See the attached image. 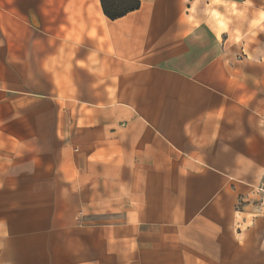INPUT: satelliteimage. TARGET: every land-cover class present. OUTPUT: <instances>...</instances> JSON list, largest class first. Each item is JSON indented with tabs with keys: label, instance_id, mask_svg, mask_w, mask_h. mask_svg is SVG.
<instances>
[{
	"label": "crops",
	"instance_id": "obj_1",
	"mask_svg": "<svg viewBox=\"0 0 264 264\" xmlns=\"http://www.w3.org/2000/svg\"><path fill=\"white\" fill-rule=\"evenodd\" d=\"M0 0V264H264V0Z\"/></svg>",
	"mask_w": 264,
	"mask_h": 264
},
{
	"label": "trees",
	"instance_id": "obj_2",
	"mask_svg": "<svg viewBox=\"0 0 264 264\" xmlns=\"http://www.w3.org/2000/svg\"><path fill=\"white\" fill-rule=\"evenodd\" d=\"M104 14L115 19L123 14L139 8V0H100Z\"/></svg>",
	"mask_w": 264,
	"mask_h": 264
}]
</instances>
